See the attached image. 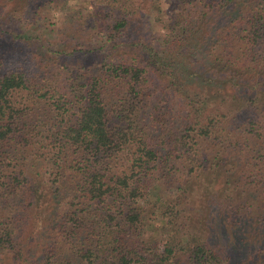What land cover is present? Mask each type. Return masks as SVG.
Returning <instances> with one entry per match:
<instances>
[{"label":"trees","instance_id":"trees-1","mask_svg":"<svg viewBox=\"0 0 264 264\" xmlns=\"http://www.w3.org/2000/svg\"><path fill=\"white\" fill-rule=\"evenodd\" d=\"M57 1L0 0L14 13ZM102 1L114 12L118 0L91 4ZM172 2L163 26L170 57L145 45L136 61L93 66L88 77L73 72L70 52L50 50L71 65H61L66 81L57 83L55 72L40 79L31 68L0 65L4 253L21 256L30 213L53 203L60 240L46 264H170L145 239L156 224L169 231V258L245 264L234 254L247 250L264 264V0ZM99 14L88 11L94 31ZM118 16L112 40L128 25ZM150 74L163 85L157 103L145 88ZM199 181L223 232L189 212L186 185Z\"/></svg>","mask_w":264,"mask_h":264},{"label":"rangeland","instance_id":"rangeland-1","mask_svg":"<svg viewBox=\"0 0 264 264\" xmlns=\"http://www.w3.org/2000/svg\"><path fill=\"white\" fill-rule=\"evenodd\" d=\"M88 1L89 4H86L85 0H58L52 6L48 5L40 10L23 8V10L15 13L11 7H2L0 2L1 69L8 70L19 67L29 71L31 68L35 73L40 74V77L38 76L40 79L46 78L47 72H55L57 83V80L58 82L66 81L61 75L63 71H60L63 63H66L71 70V62L74 67L73 72L83 73L87 71V76L92 77L94 74L93 66L95 70H98L113 61H136L138 51L140 49L145 50V45L155 48L165 57H170L169 54L172 53L173 49L168 44V31L163 26L168 17L172 16L175 7L172 0H128L126 3L125 0H118L117 4H113L114 7L109 6L115 9L114 12L106 7L111 3L102 1L105 5L102 3L92 5V0ZM88 11L100 13L102 23L96 31L91 28L93 19L89 18ZM124 11H128L130 15H125ZM112 12L114 16L110 17ZM119 14L128 19V25L123 30V34L118 36L119 38L116 37V40L114 38L112 40L113 18ZM134 43L135 47L127 48L128 45ZM136 43H139L140 46L136 47ZM114 45L119 46L114 48L112 47ZM101 47L104 48L100 49ZM50 50L70 52L67 54L70 62L67 59L62 61L63 55L53 54ZM143 53L145 51L140 54ZM194 57L202 60L204 55L198 53ZM189 72L192 70H188ZM75 73H73L74 76H76ZM146 80L145 88L147 87L152 94L154 103H157L161 99L160 90L163 89V85L156 75L151 76L150 74ZM194 182H196L195 179ZM203 183L199 181L196 186L186 185L187 188H190L192 198L189 212L201 223L211 224L213 227L216 225L223 232V227L211 220V218H215L210 215L205 204V186ZM168 190L171 192V187H168ZM261 203L263 205V200ZM259 206V203H255V206L252 207L254 209V207ZM55 212V204L53 203L46 204L44 208L35 207L30 213L28 226L23 230L24 236L20 238L21 244L19 246L24 252L20 250L22 254L19 256V251L16 255H12L4 253L0 249V264H46L49 262L51 255L48 254L47 249L60 240L55 229L56 225L53 226L50 223L55 219ZM156 225L159 229L156 232L151 231L145 236V239H149L150 246L156 248L154 255L162 254L164 259L166 258L169 263L172 262L170 264H191L186 262L184 257L169 258L166 256L168 251L167 237H170L169 231L159 224ZM221 238L223 239L221 245L229 244L230 240L227 235ZM212 247L219 249L215 243ZM246 253L247 250H238L234 257H238L237 259L246 258L245 264L263 263L260 254L250 258L249 255L245 257ZM183 254L186 253L183 252Z\"/></svg>","mask_w":264,"mask_h":264}]
</instances>
